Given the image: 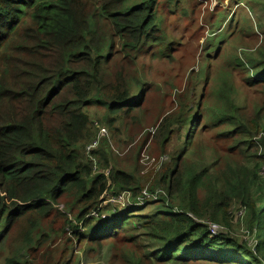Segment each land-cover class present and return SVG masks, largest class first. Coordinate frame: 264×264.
<instances>
[{"label": "trees", "instance_id": "1", "mask_svg": "<svg viewBox=\"0 0 264 264\" xmlns=\"http://www.w3.org/2000/svg\"><path fill=\"white\" fill-rule=\"evenodd\" d=\"M160 1L0 0V264H75L76 246L111 264H264V16L255 29L246 3L209 21L201 67L152 136L158 173L139 165L150 133L132 170L87 151L92 105L114 131L148 111L139 58L171 46ZM148 184L158 200L141 201ZM234 202L254 245L227 233Z\"/></svg>", "mask_w": 264, "mask_h": 264}, {"label": "rangeland", "instance_id": "2", "mask_svg": "<svg viewBox=\"0 0 264 264\" xmlns=\"http://www.w3.org/2000/svg\"><path fill=\"white\" fill-rule=\"evenodd\" d=\"M245 3L248 5L245 6V16L250 18L256 29L259 19L262 20L264 16V0H257L256 3L253 0H241L240 3L236 0H172L171 6L163 0L160 1L161 21L158 33L166 36V44L171 46L165 48L162 54L152 50L143 53L139 58L144 78L151 83L148 111L141 118L135 115L137 123L114 131L102 122V105L95 104L89 108L91 117L98 120L96 124L98 123L99 132L101 128L107 129L106 135L100 133L103 136H99L98 133L99 147L103 144L109 146L114 158L121 161L122 168L133 169V159L150 133L151 138L140 151L139 165L143 174H155L161 170L165 161L160 154V147L152 141V136L162 119L176 108V95L184 88L190 72L201 67L206 42L218 28L216 26L211 29L209 21L219 19L222 26H225L232 15L237 21L241 20L243 17L239 9L241 4ZM244 43L253 45L254 41L248 40ZM242 95L244 96L243 91ZM176 143L177 139L173 144ZM126 159L129 162H125ZM149 186L150 184L145 190L149 191ZM237 204L234 202V218H231L234 225L232 235L244 239L249 236L250 243L254 245L255 234L246 232L243 211ZM108 213L104 212L102 217L106 218L105 214ZM75 249L78 251L75 264H111L104 255L100 256L88 249H79L78 246Z\"/></svg>", "mask_w": 264, "mask_h": 264}, {"label": "built area", "instance_id": "3", "mask_svg": "<svg viewBox=\"0 0 264 264\" xmlns=\"http://www.w3.org/2000/svg\"><path fill=\"white\" fill-rule=\"evenodd\" d=\"M100 133H103V134L106 135L107 134V129L106 128H101L100 129L99 136H103V135H100ZM99 139L100 138L98 137V139L96 141L92 142L88 146V148H87L88 153L91 152L92 150H94L99 145ZM95 168H96V166H95ZM143 194H144V197L141 198V201H144L145 199H149V201H156V200H158L160 198V195H158V194L152 195L147 190H144ZM129 199H130V194L129 193H122L118 197L109 196L105 200V202H107V203L110 202V203H113V204H116V205H119V204L125 205L129 201ZM174 211H176V210H174ZM179 213H181V212H179ZM203 222H205L208 225L209 233H210L211 236H216V235H218L220 233H226L228 231L227 228L224 225H222V224H220L218 222H215V221H212V220L203 221ZM229 232L232 233V231H228L227 233H229Z\"/></svg>", "mask_w": 264, "mask_h": 264}]
</instances>
